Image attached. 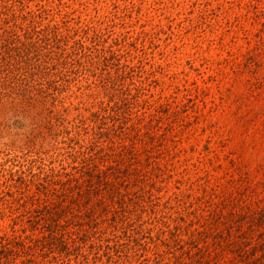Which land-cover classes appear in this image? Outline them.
I'll return each mask as SVG.
<instances>
[{
    "label": "rangeland",
    "instance_id": "rangeland-1",
    "mask_svg": "<svg viewBox=\"0 0 264 264\" xmlns=\"http://www.w3.org/2000/svg\"><path fill=\"white\" fill-rule=\"evenodd\" d=\"M0 264H264V0H0Z\"/></svg>",
    "mask_w": 264,
    "mask_h": 264
},
{
    "label": "trees",
    "instance_id": "trees-1",
    "mask_svg": "<svg viewBox=\"0 0 264 264\" xmlns=\"http://www.w3.org/2000/svg\"><path fill=\"white\" fill-rule=\"evenodd\" d=\"M104 172H105V171H104ZM93 177H94V174L90 173V174H89V178H90V179H88V180L91 181V180L95 179V178H93ZM95 177H96V176H95ZM110 177H112V174L109 175V174H107V172H106L105 177H101V178H99V177L97 176V181H96V182H97V183H103V182H104L106 185H114V184L111 183V178H110ZM79 194H80V193H79ZM80 196H81V195H79L78 198H77V197L74 195V198L77 199L76 203L78 202ZM50 236H53L52 233H50Z\"/></svg>",
    "mask_w": 264,
    "mask_h": 264
}]
</instances>
